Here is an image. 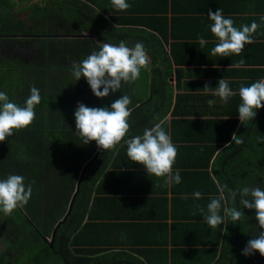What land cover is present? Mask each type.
<instances>
[{
  "label": "crops",
  "instance_id": "crops-1",
  "mask_svg": "<svg viewBox=\"0 0 264 264\" xmlns=\"http://www.w3.org/2000/svg\"><path fill=\"white\" fill-rule=\"evenodd\" d=\"M10 1L15 7L22 4L18 0ZM72 2L74 6H71L69 15L62 19L55 17L58 28L66 32L69 29L76 31L75 35L67 37L94 38L93 34L85 31L86 26H102L106 29L99 32L104 38L110 35L108 44H114L121 34L127 43L143 42L151 54L156 51L155 57L161 60L156 65L161 66L160 74H166L172 92L171 99L165 102L166 107L164 103L157 105V101L144 100L145 109L141 116L130 115L128 118L129 132L113 149L106 167L96 180L85 212V224H81L80 231L69 245L73 257L85 259L110 252H126L133 257L129 256L131 260L145 264H214L221 255L226 223L211 228L195 206L203 207L206 215L207 204L221 195L222 185L213 172L216 162L228 169H233L234 164L240 166L247 162L242 159H236L237 163L230 160L226 164L222 159L221 162L220 151L225 157L234 150L236 153L229 158L243 154L241 148L235 150L229 143L233 134H239L238 130L242 129L238 116L241 103L239 88L264 79V21L261 20L264 17V0H127L131 7L126 11L116 10L111 0ZM217 9L222 10L225 18H231L238 29L245 24L250 26L254 21L259 25L252 37L254 42L246 44L239 56L211 55V49L218 40L210 31L209 26L214 22L208 14L215 13ZM201 37L207 41L204 47L199 45ZM240 60L244 61L243 64L233 67ZM150 65L143 72V76H149V87L144 83L134 85L142 93L151 90L152 61ZM221 79H225L236 93L227 103L212 95ZM205 85L213 90L205 92ZM209 100H214L215 104L209 106ZM155 106L167 109L160 120L166 118L164 130L177 148L173 174L179 171V184L165 185L164 178L148 176L144 167L132 162L126 154L124 140L142 135L145 128H151L160 121L149 125L145 122V118L154 120L160 113L150 110ZM232 122L236 126L227 140L222 141ZM79 179L80 174L69 198L66 215L56 222V228L72 209ZM225 190L226 197L228 188ZM197 191L201 193L199 200L193 195ZM182 196L187 199H181ZM239 201L240 197L238 204ZM229 203L221 201L220 215L224 221L228 217L223 209L234 207ZM239 210L245 215L241 218L244 224L240 239L247 238V242L252 234L248 229L258 227V221L254 209L242 206ZM56 228L44 237L45 241L52 242ZM259 231L255 230L253 237L256 238ZM241 243L239 240L238 244ZM221 258H224L222 263L231 264L228 253L226 258ZM257 264H264V257L260 254Z\"/></svg>",
  "mask_w": 264,
  "mask_h": 264
},
{
  "label": "trees",
  "instance_id": "trees-1",
  "mask_svg": "<svg viewBox=\"0 0 264 264\" xmlns=\"http://www.w3.org/2000/svg\"><path fill=\"white\" fill-rule=\"evenodd\" d=\"M18 2L23 3L24 11L28 9L24 19L12 14L14 6L10 0H0V91L5 92L11 102L23 107L31 87L35 86L40 91L41 102L35 107V119L30 126L13 130L12 136L0 142V180L9 175H20L24 177L26 186L32 185V195L27 205L0 217L2 234L14 254L11 264H57L56 261L59 264H145L131 260L130 254L126 252L78 259L73 257L69 249L80 231L79 227L85 224V212L92 189L113 152L99 149L95 141L83 144L76 134L74 113L79 103L90 108L110 109L111 104L122 95L131 98L128 107L132 117L141 116L140 113L145 109L144 100L157 101V105L167 103L172 92L166 74H160L161 66L156 65L161 60L155 57L156 51H152V55L144 44L147 55L152 57L151 90L142 93L135 89L137 83L149 87V76H143L145 70L142 69L135 82H122L120 90L115 93L110 91L107 97L97 98L86 79L81 77L76 81L71 69L73 63H79L93 51H98L99 43L107 42L110 35L102 37L106 27L86 26L85 31L93 34L94 38L67 37L75 35L76 31L69 29L66 32L55 23L56 18L62 19L69 15L71 6H74L72 0ZM75 10L79 8L75 7ZM119 36L120 39L114 41L115 45L124 41L121 38L123 34ZM135 44L127 43V46L131 48ZM148 93L152 94L150 99ZM150 110L160 113L155 115L154 120L145 118L148 125L160 120L167 112L166 108L162 110L160 106ZM256 111L255 118L246 121L245 125L242 123L239 134H235L243 143L236 144L233 139L229 143L235 150L241 148L243 154L229 158L232 153H236L234 150L225 157L220 151L221 162L224 160L227 164V161L236 162V159L247 162L240 166L234 164L233 169L216 162L213 170L220 186L227 182V188L233 191L239 192L243 187H260L264 190V107ZM235 122L229 125L222 141L227 140L230 131L236 126ZM79 174L78 193L72 209L56 228V222L66 215L68 201ZM239 197L237 195L233 203L226 195L227 203L230 202V206L232 204L239 210L242 207L238 204ZM241 220L233 224L229 217L225 219L221 255L214 264H227L222 263L224 258H221H226L227 253L231 264H238L243 258L246 263L257 264L259 252L249 256L241 254L248 243L247 238L240 239L244 224ZM55 228L52 242L45 241L44 237L49 236ZM250 229V239H253L255 230L259 228L250 227L248 232ZM239 240L242 241L241 245L238 244ZM0 264H6L3 252L0 254Z\"/></svg>",
  "mask_w": 264,
  "mask_h": 264
},
{
  "label": "clouds",
  "instance_id": "clouds-1",
  "mask_svg": "<svg viewBox=\"0 0 264 264\" xmlns=\"http://www.w3.org/2000/svg\"><path fill=\"white\" fill-rule=\"evenodd\" d=\"M111 4L118 11H126L131 5L127 0H111ZM208 18L213 21L209 27L211 33L218 42L211 49V55L229 57L233 54L239 56L246 44H252L253 34L256 33L259 25L254 21L251 25H242L239 29L234 27L231 18H225L222 10L217 9L215 13L209 12ZM264 21V17H261ZM207 41L202 37L199 39L200 47H204ZM240 60L233 67H240L243 64ZM150 57L147 55L143 42H137L133 47H128L125 41L118 45L99 43V50L93 51L86 59L79 63H73L72 74L78 81L85 78L92 93L97 98L107 97L121 89L123 83L135 82L141 70H148ZM101 88L103 90L101 91ZM208 92L213 88L204 86ZM212 95L218 96L223 103L236 95L229 87L225 79L218 82V86L212 91ZM241 103L238 108L239 120L245 125L246 121H252L258 109L264 107V79L252 83L247 87L239 88ZM41 102L40 91L35 86L31 87L30 95L23 107L11 102L5 92L0 91V142L6 137L12 136L13 130H21L30 126L35 119V107ZM131 98L122 95L111 104V108L87 107L79 103L74 113L76 134L87 145L95 141L97 147L103 151L113 150L125 138L129 132L130 125L128 118L131 109L128 107ZM209 106L215 104L214 100L208 101ZM166 118L160 120L151 128H145L142 135H136L124 140L126 144L127 157L135 163L144 167L148 176L164 178V184L181 183V176L177 170L173 174V165L177 157V148L172 143L170 136L164 130L163 125ZM236 144L243 143L235 134L232 136ZM34 183V181H33ZM227 185L220 188V197L212 198L205 209L199 205L195 209L203 216L205 222L216 228L224 223L220 215L221 201L227 203L224 191ZM32 195V185H25L24 177L20 175H9L6 179L0 180V212L10 215L15 209L22 208L29 202ZM194 198L199 200L201 193L195 192ZM237 195L240 196V204L243 208L254 209L255 218L258 221L259 234L256 238L250 239L242 250V255L249 256L255 252L264 257V190L260 187H243L237 191L228 189V196L235 203ZM181 199H187L182 196ZM224 215L229 217L233 224L240 221L244 212L236 207H225ZM195 214V211L194 213Z\"/></svg>",
  "mask_w": 264,
  "mask_h": 264
},
{
  "label": "rangeland",
  "instance_id": "rangeland-1",
  "mask_svg": "<svg viewBox=\"0 0 264 264\" xmlns=\"http://www.w3.org/2000/svg\"><path fill=\"white\" fill-rule=\"evenodd\" d=\"M35 1H37V0H35ZM22 5H23V3L20 4V6H18V7H15L14 6L13 7V9H14L13 11H15V12L12 11V14L13 15H18V16L20 15L21 16V19H24L26 17V14L28 12V9H27V11H24L26 9L25 8H22ZM26 23H29V21L26 20ZM4 215L5 214L3 212H0V217L1 218H3ZM2 252L6 255V264H11V259L14 257V254L9 249L8 242H7L6 238H5V236L2 234V231H1V228H0V254ZM56 263L59 264L58 261H56ZM238 264H246L245 258H243Z\"/></svg>",
  "mask_w": 264,
  "mask_h": 264
}]
</instances>
